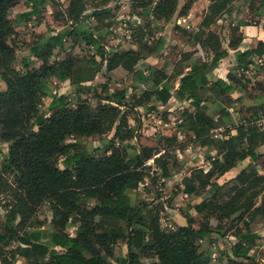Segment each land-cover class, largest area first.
I'll return each instance as SVG.
<instances>
[{"label": "trees", "instance_id": "16d2710c", "mask_svg": "<svg viewBox=\"0 0 264 264\" xmlns=\"http://www.w3.org/2000/svg\"><path fill=\"white\" fill-rule=\"evenodd\" d=\"M21 1L0 0V69L4 70L2 75L7 85L6 91L0 90V142L11 144L0 168V197L15 195L0 225V260L4 264H13L19 257L26 259V264H147L148 259H152L153 264H210L214 234L225 237L226 228L241 221L248 213L253 218L264 217V201L255 207L264 193V175H259L254 167L250 172H243L226 192L213 182L223 170L249 158L261 160L264 172V157L255 153L258 146L264 145V132L237 126L226 109L221 111L222 116L218 119L207 114L209 95L228 109L234 108L236 103L230 97L234 89L225 80L214 83L208 80V75L227 57L213 26L222 16L231 15L235 0H218L211 4L199 29L191 36L189 45L195 52L181 57L170 79L160 71L152 82L137 71V66L147 56L157 53L160 47L151 50L140 39L139 50L108 52L88 26H78V35L93 48L101 62L95 57L76 59L69 56L61 62L51 63L54 48H62L66 37L59 34L31 49V55L41 60L42 66L27 68V73L20 76L9 64L14 61L15 52L8 40L15 34L9 14ZM196 1L190 0L184 6L182 17ZM27 3L32 11L20 16L23 21L40 16L48 0H27ZM152 6L156 19L170 21L177 13L178 0H133L132 10ZM85 9L82 0H75L71 3L70 19L74 22L86 19ZM110 16L111 10L103 9L95 11L91 17L102 23ZM139 31L142 38V31ZM237 40L241 41L240 38ZM262 56L264 43L258 44L255 50L239 54L237 62L245 71L249 59ZM104 65L109 73L121 68L135 74L143 83H152L151 90L134 98L137 101L135 107L152 99L166 105L173 97L190 102L193 110L184 112L186 118L179 131L191 133L202 147L214 146L224 152V162L215 160L210 171L199 169L183 181L185 194L196 195L208 189L212 194L211 200L195 208L204 216L198 230L189 219L187 227L165 231L161 226L163 208L154 204L160 197L147 200L145 194L138 191L149 170L144 165L156 155L154 149L144 148L142 154L129 157L125 147L122 149L112 142L110 154L98 159L89 157L86 152H71L72 146L65 145L71 138L103 137L113 130L114 140L126 143L133 139V130L120 110L128 102L127 92H110L107 85L110 80L100 84L102 93L107 95L103 96L95 88L92 91L98 101L111 106L93 107L86 101L72 105L67 96L54 92V79L82 86L94 82ZM175 77L180 78L181 84L172 94L171 81ZM227 78L236 82L232 74ZM44 98L52 99L46 112L39 108ZM260 102L264 106V99ZM147 110L154 112L157 108L149 106ZM228 124L237 131L236 136L231 134V129L226 130L225 140L214 136V131ZM60 158H64L62 169L59 168ZM162 160L163 156L156 158L154 163L162 177L168 178L170 171ZM9 177L13 178L12 182ZM220 193H223V200L219 199ZM45 205H49L53 214L49 233L42 230V222L36 219L38 210ZM69 225L77 229L76 237L67 232ZM245 225L249 230V225ZM17 228L19 231L30 228V231L19 237ZM47 239L51 244L44 242ZM16 240L21 246L9 251ZM118 241L127 245L126 258L115 259ZM202 241H207L209 247L201 248ZM250 251L246 249L240 257L247 258ZM248 260L253 261L252 258Z\"/></svg>", "mask_w": 264, "mask_h": 264}, {"label": "rangeland", "instance_id": "374dc122", "mask_svg": "<svg viewBox=\"0 0 264 264\" xmlns=\"http://www.w3.org/2000/svg\"><path fill=\"white\" fill-rule=\"evenodd\" d=\"M74 1L75 0H48L44 12H41V16H34L31 21H23L20 19L21 15L31 12V5L27 3V0H22L19 5L11 11L9 17L14 27L15 34L9 38L8 44L15 52V59L9 64L20 76H24L27 73V68L39 69L42 66V61L33 58L30 55V51L33 47L45 43L46 38L57 34H66L67 38H65L62 48H54L53 56L50 59L51 63L61 62L69 56H73L76 59H91L95 57L101 62V59L95 55L93 48L78 35V26L82 28L83 26L85 28L88 26L98 38L102 47L108 52L113 49H120L122 51L129 49L139 50L140 39L142 40V44H146L151 50L160 47L157 55L155 53L147 56L146 59L140 62L137 66V71L141 72L145 78H148L149 82L154 81V78L157 77L160 71L163 72L166 78L170 79L176 63L185 54L184 52L186 50H190V53L195 52V48L191 47L189 42L191 41V36L200 27L197 25V22L205 17L208 10V2L202 0L201 3L197 5V11L195 16H193L194 20L192 22H196L194 26L193 23L186 24L183 21L181 22L180 18H182L181 13L183 9L180 13H177L172 20L164 21L156 19L153 15L154 6L132 10L133 0H82L86 5L84 13L87 17L85 16L84 18L86 19H81L79 24L76 25V22H71L72 20L68 17L71 3ZM258 1L259 0H256L255 2L258 3ZM240 2L241 0H235L232 13H235L236 7ZM182 6L183 5H181V8ZM103 9L111 10L110 18L101 23L91 17L95 11ZM229 22L227 18L222 16L213 26V29L219 35L224 47L227 46L226 44L229 39L228 29H231V27L228 28ZM107 25H111V27ZM185 27L190 29H185ZM137 31H139V33L142 31V38H140L141 36ZM175 31H179L182 35L177 38L176 36L178 35ZM165 47L167 49L166 55L162 52V49ZM145 53L147 54V52ZM262 69L264 71V67ZM3 71L4 70L0 69V90L6 91L7 85L3 79ZM255 71L260 73L259 69L252 70V72L256 73ZM230 74L235 76L239 74V72L236 69H232ZM246 76L247 78L244 79L245 83L242 84L252 89L251 93L249 92V96L252 98L257 90L256 86L258 84L255 79L263 80V78H256L254 75ZM177 78L179 77H175L171 81L173 91L177 86ZM107 80L110 81L108 82ZM238 80L240 79H237L236 83ZM261 82L263 83L261 85V90L264 92V81ZM104 83H107L110 92L122 90L127 92L128 102L120 110L122 116H126L129 125L132 126L133 134L131 137H133V139L126 143L114 140L115 132L113 130L108 133L107 136L103 137L71 138L66 140L65 145L72 146L71 152H86L89 157L98 159L105 158L110 154L112 142L122 149L125 147L126 149L124 150L129 157L142 154L144 148L154 149L156 155L144 165L148 167L149 170L144 184L140 185L138 191L145 194L147 200H154L159 196L160 200L156 199L154 204H159V206L163 208L161 213L162 228L165 231L177 229L181 224L172 219L173 214L177 213L175 211L179 210L181 214H178V216L182 218H185V215L190 216V212L193 211L192 203L195 200L193 197L186 198L182 192H180L177 197L173 196L177 194V190L181 191L184 188L183 181L185 178H189H184V176L192 175L194 171L199 169H203L207 172L210 169L208 158L215 160L219 159L224 162L222 160L223 151L218 147H215L213 151L210 150V148L202 149L200 144L194 142L191 133L179 131V126L183 124L186 114L184 113L185 107H177V103L174 100L176 99L175 97L164 106L156 102L155 99H152L141 107H135L137 101L134 98H140L146 91L151 90L152 83L144 85L135 74H129L123 69L109 73L104 65L102 72L97 75L93 83H86L82 86H73L70 81L62 84L57 83L54 84V92L59 96H67L68 101L72 105H76L78 101H86L93 107L100 105L111 106L110 104L98 101L92 91V88H95L97 92L104 96L105 93H102L103 88L100 85ZM236 96V94L230 95L233 99L236 98ZM51 103L52 99L44 98L39 104L40 111L46 112ZM206 105L208 108L207 114L214 119L220 118L222 116L221 111L226 109L237 126L247 124V127H250L249 124L254 122V120L264 117V106L262 102H258L255 99L251 101L250 106L252 107H248L249 109L247 108L246 111L244 110L243 112H238L239 107L236 103L234 108L228 109L221 101L216 100L211 95H209V101ZM149 106H155L157 108L156 113L153 114L151 111H148L147 108ZM233 128L231 124H228L227 127L214 131L213 134L217 138L225 140V131L227 129L232 130ZM233 131L236 132L234 129ZM10 146L11 144L0 142V168L3 166V160L8 154ZM178 148H180L179 150L182 155L177 151ZM161 156H163L164 159L161 163H166L170 171V177L168 178L162 177V172L157 168V164L154 163V160ZM63 160L64 158L59 159V168L61 169ZM9 179L12 182L13 178L9 177ZM234 185L235 184L226 185L225 192ZM222 195L223 193L219 194L220 200H223ZM134 197V202L137 204L138 200L136 196ZM14 198L15 195L13 194L0 197V225L5 220L4 215L6 209H8L7 206L14 201ZM262 199L264 201V196ZM199 218H203V216H197L194 222L201 223V219ZM36 219L42 222V230L49 232L52 228L50 225L51 209L49 205H45L38 210ZM227 223L228 222L225 224ZM231 224L228 227L225 226L227 227L226 238L233 235L235 236L237 230H244L243 225H239L238 222H234L233 225ZM121 228L125 229V225H122ZM19 229L20 228H17L16 231L19 232ZM253 229L262 236L261 243L264 242V219L256 220ZM67 232L71 233L72 229H68ZM0 234H2L1 230ZM200 245L203 249L209 247L207 241H202ZM8 250L11 251L10 249ZM126 253L127 249L125 243L118 241L115 245V258L122 259L126 256ZM7 258H9V255H7ZM153 262L152 259L147 260V264H153ZM12 263L15 264V261ZM0 264L4 263L0 260ZM252 264H264V262L258 260L256 255Z\"/></svg>", "mask_w": 264, "mask_h": 264}, {"label": "crops", "instance_id": "0c3cea01", "mask_svg": "<svg viewBox=\"0 0 264 264\" xmlns=\"http://www.w3.org/2000/svg\"><path fill=\"white\" fill-rule=\"evenodd\" d=\"M189 1L190 0H178L177 13H180L182 11L183 7ZM201 1L202 0H198L194 3L192 8L188 11L187 15L180 18L181 22L183 21L186 24L193 23L192 22L194 20L193 16H195V13L197 11L196 10L197 5L199 3H201ZM206 1L208 2V9H209V6L211 4L217 2L218 0H206ZM255 1L256 0H241V2L238 3V6L236 7L235 13H231L230 16H226V15L224 16L225 18H227L228 21H230L228 28L231 27V29H228L229 39L227 41L228 43L226 44L227 46L226 47L223 46V49L227 52V57H225L218 64V67H217V69H215V71H213L211 74L208 75V80L211 83H214V82L222 79V80H225L230 86L233 87L234 90H233L232 94H236L237 96H236V98H234V99L232 98V99L234 101H236V104L239 107L238 112L239 111L243 112L244 110L246 111V109L248 107L251 108L252 106H250V105H251V101L253 99L257 100L258 102H260V99L261 100L264 99L263 98L264 92H262V90H261V88H262L261 85L263 84L261 81H264V71L262 69L264 67V56L254 57V58L249 59L250 64L248 65V69L245 71L240 69L238 62H237V56L239 54L245 53L249 50H255L257 48L258 44L264 43V0H259L258 3ZM233 4H235V1ZM181 5H183L182 8H181ZM45 7H44V9H45ZM44 9H42L43 12H44ZM31 11H32V9H31ZM207 13H208V10H207ZM206 14H205V16H206ZM84 15L86 16L85 13H84ZM40 16H41V14H40ZM68 17H69V15H68ZM203 19L204 18H201L199 21L202 22ZM199 21L197 22V25L200 26L201 23ZM71 22H73V21H71ZM79 22L80 21L76 22V25L79 24ZM195 23L196 22H194L193 25ZM242 24H245V25H242ZM185 29H190V28L185 27ZM175 33L178 35V36H176L177 38L182 35L179 31H175ZM234 33H235V35H234ZM57 35H59V34H57ZM57 35H53V36H57ZM61 35L66 36V34H61ZM65 38H67V37H65ZM237 38H240L241 41L239 42L237 40ZM81 39H83V37H81ZM222 45H223V43H222ZM132 50H135V49H132ZM162 50H163L162 52H164V55H166V50H167L166 47L163 48ZM110 51L122 52V50H120V49H113ZM125 51H127V50H125ZM189 51L190 50H186L184 53L185 54L190 53ZM158 53H156V55ZM30 55H31V53H30ZM106 69H107V66H106ZM232 69H236L239 72V74L235 75L236 81H237V79H240V80H238L237 83L234 81H229L227 78ZM253 69H257V70L259 69L260 73H257V71H255L256 73L252 72ZM117 70H119V69H117ZM113 72H115V71H113ZM246 75H254L256 78L257 77L263 78V80L255 79V81H257L258 84L256 86L257 90L255 91V94L253 95L252 98L249 96V92L251 93L252 89L247 88L246 87L247 85L242 84V83H245L244 79L247 78ZM176 81H177V86H176L174 91L171 90L172 94H174V92L177 89H179L180 84H181L180 78H177ZM53 83L54 84H57V83L62 84L57 79H54ZM64 83H66V82H64ZM141 83L144 85H148L147 83H143V82H141ZM174 100L177 103L176 104L177 107L183 106V107H185L184 108L185 111L186 110L192 111L193 108H192L190 102L188 103V101L182 102V101H178L176 99H174ZM162 106H164V105H162ZM152 113L154 114V113H156V111H154ZM256 120H254V122ZM241 126L246 128L248 125L244 124ZM130 128H132V126H130ZM249 128H251V127H249ZM179 129H181V128H179ZM180 132H181V130H180ZM230 132H233V133H231L233 136L237 135V131L234 132L233 129ZM193 140L195 142L194 137H193ZM195 143H197V142H195ZM201 148L202 149L210 148V150H212V151L215 150L214 146L201 147ZM179 149L180 148H178L177 151L179 152L180 155H182V153L180 152ZM255 153L258 156L264 157V145L258 146L255 150ZM211 154H212V152H211ZM223 155H224V152H223ZM208 159L210 162V169L208 171H210L212 168V162L215 161V159H212V158H208ZM223 159H224V157L222 158V160ZM179 161H180V158H179ZM261 166H262L261 160L253 161L249 158V159H246L245 161H243L241 163H238L234 167H229L228 169L223 170L222 173H220L219 175H217L215 177V179H213V182L218 183L221 187L224 188V191H225L226 185L235 184V180L243 172H250L251 168H253V167L258 171L259 175H264V172L261 170ZM191 176L192 175H186V176H184V178L185 177L190 178ZM183 190H184V188L181 191L177 190V192H176L177 196L180 192H182L186 198L193 197L195 199L194 202L192 203L193 211L190 212V216L185 215V218H182L181 216H178V214H181V212L179 210H177V211H175L177 213L173 214L172 219L175 222L181 224L179 227H187L188 223H189V219H190L192 222L193 228L198 230L201 226V223L204 220V216L202 214H199L195 208H196V206L202 204L203 202H208L209 200H211L212 194L209 191V189L207 191H202L196 195L185 194L183 192ZM263 196H264V193L260 196L261 198L259 197L260 201H259V199L256 201L255 207H259L262 204V202H263L262 197ZM200 215L203 216V218H199V219H201V223H199V222L195 223L194 219H196L197 216L200 217ZM236 217H238V215H236L235 218ZM52 219H53V214L51 211V219H50V225L51 226H52ZM260 219H264V217L258 216L257 218H253V215L251 216L250 213H248L244 216V218L241 221H238L239 225L240 224L243 225L244 230L241 229V230H239L240 232L237 231L235 236L233 235V236H230L227 238L226 237L221 238V236H219L218 234H214L212 236L213 244L211 247L212 252L213 251L214 252H213V256H212V260H211L210 264H252V261L248 260V258H252V260L254 261L256 255L258 257V260H261L262 262H264V244H262L264 242L261 243L262 236L259 234V232H257L256 230L253 229V226L256 223V220H260ZM245 224L249 225V230H247V228L245 227L246 226ZM70 228L72 229V232H71L72 234L69 233L70 236L76 237L77 236V229L74 228L73 226L69 225L68 229H70ZM68 229H67V231H68ZM51 230H52V228L49 230V232ZM173 230H175V229H173ZM49 232H45V233H49ZM44 242L47 244H51L50 240H48V239L44 240ZM125 246H126V249L128 251L126 243H125ZM238 248H241V249L237 250ZM246 249L251 250L250 253L248 254L247 258L240 257L242 252L245 251ZM126 256H127V253H126ZM126 256L124 258H126ZM17 259L18 260L15 261V264H26V262H27L26 259L21 258V257H19Z\"/></svg>", "mask_w": 264, "mask_h": 264}, {"label": "built area", "instance_id": "2783aa9c", "mask_svg": "<svg viewBox=\"0 0 264 264\" xmlns=\"http://www.w3.org/2000/svg\"><path fill=\"white\" fill-rule=\"evenodd\" d=\"M250 127L260 132H264V117H261L255 122H252L250 124ZM29 231H30V228H24L23 230L18 232V236L22 237L25 233H28ZM19 246H21V243L19 240H16L11 244V246L8 249L16 250Z\"/></svg>", "mask_w": 264, "mask_h": 264}]
</instances>
